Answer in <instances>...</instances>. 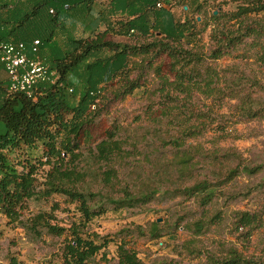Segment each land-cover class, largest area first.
I'll use <instances>...</instances> for the list:
<instances>
[{
  "label": "trees",
  "instance_id": "1",
  "mask_svg": "<svg viewBox=\"0 0 264 264\" xmlns=\"http://www.w3.org/2000/svg\"><path fill=\"white\" fill-rule=\"evenodd\" d=\"M231 1L232 9H221L228 0H212L218 7L213 13L207 10V0H0V44L22 41L28 45L38 39L39 51L31 56L42 58L52 73L51 80L38 84L33 97H27L8 90L7 74L0 65V122L5 127L0 133V215L14 223L29 200L63 195L74 205L77 219L62 226L53 223L51 214L38 212L26 220L27 229L35 235L44 229L63 236L62 264H98L94 258L102 250L101 258H105L108 241L99 242V234L88 230L89 223L108 210L146 204L158 188L135 189L127 181L123 170L137 147H129L132 143L118 137L116 130L94 147H86L85 154L78 139L81 133L87 134L84 126L105 91L110 90L115 99L132 94L142 86L144 67L153 68L159 77L155 90L159 103L154 106L160 114L154 120L159 123L166 118V122L164 135L155 136L172 155L159 174L166 182L179 183L175 192L194 196L204 206L223 194L220 188L237 175L263 170L264 163L228 166L231 158L238 157L233 149L220 154L214 149L206 156L202 147L189 143L216 121L193 113L188 104L194 94L214 102L236 99L233 108L240 121L264 118V82L233 75L231 67L211 65L242 45L253 49L255 61L264 65V0ZM201 14L204 19L198 22ZM207 27L208 42L201 44ZM114 34L125 40L106 39ZM135 57L140 61L132 62ZM163 57L169 60L172 76L159 74V66L153 67ZM135 69L139 74L132 78ZM221 123L217 132L226 139L231 135L219 127ZM198 155L209 157L208 165L216 168L200 178L194 172ZM262 186L264 181L258 188ZM262 215L234 212L236 229L247 228L249 237L261 225ZM204 225L197 220L185 227L199 234ZM148 234L159 237L156 222ZM116 252L117 264H145L123 241ZM5 264L23 263L10 257ZM205 264H264V250L245 255L230 248L218 256L207 255Z\"/></svg>",
  "mask_w": 264,
  "mask_h": 264
},
{
  "label": "rangeland",
  "instance_id": "2",
  "mask_svg": "<svg viewBox=\"0 0 264 264\" xmlns=\"http://www.w3.org/2000/svg\"><path fill=\"white\" fill-rule=\"evenodd\" d=\"M213 5L212 0H207V10L217 13L218 7ZM233 7V2L228 0L227 5L221 9ZM183 10H187V6ZM175 14H181L180 8L175 10ZM197 17L198 22L204 19L203 14ZM209 31L210 27H207L201 35V44L208 42ZM106 39L118 42L125 40L117 34L107 35ZM253 53V49L242 45L232 55L217 59L211 65L231 67L235 71L233 75L242 74L246 79L256 78L264 82V65L255 61ZM138 61L140 57L132 59V62ZM154 62L153 67L159 66V74L172 76L168 58L163 57L161 61L156 59ZM143 72L140 80L142 86L132 94L115 99L110 90L105 91V97L98 103L95 114L92 113L89 123L84 126L87 134L79 135V144L85 154L86 147H94L98 141L116 130L118 137L126 138L132 143L133 146L129 147H137V152L123 170L124 176L128 177L127 181L132 182L135 189L158 188L146 204L116 211L108 210L89 223L88 230L99 234V242L103 239L108 241L104 250L105 258H101L102 250L95 256V261L98 264H117L116 250L121 241L126 247L133 249L145 264H205L207 255L218 256L230 248L245 255L259 254L264 250V186L258 188V185L264 181V169L254 175H237L220 188L223 194L220 192L204 206L199 205L194 196L175 192L179 183L169 180L166 182L159 174L166 164L165 160L172 158L170 150L163 149L161 141L155 136L156 133L163 134L166 122V118H161L159 123L154 120L160 114L154 106L159 103V96L155 91L159 77L150 67H144ZM138 74L139 69H135L131 77ZM190 101L188 106H191L193 113L216 118L203 136L189 141L192 147H202V153L206 156L207 152L214 149H218L219 154L226 149L235 150L238 157L231 158L227 162L228 166H234L238 162L242 165L264 163V118L238 120L233 108L236 99L225 98L221 102H214L210 98L194 94ZM219 113L223 117L220 118L217 115ZM218 121L222 122L219 127L225 128L224 132L230 134V137L219 138L222 134L217 132ZM4 131V124L0 122V133ZM84 159L83 157V162ZM196 160L199 162L194 172L198 173L199 178L209 175L210 170L215 168L208 165L209 157L202 158L198 155ZM41 173L42 171L40 175ZM38 180L41 182L42 178L39 176ZM93 188L95 189V185ZM231 194L238 196L230 199ZM236 211L263 214L261 225L252 230L249 237L247 228L236 229ZM38 212L51 214L54 217L53 223L62 226H68L78 215L74 205L60 194H53L42 201L29 200L19 220L14 223H8L0 215V264L7 263L10 257H15L23 264H62L60 248L63 236L50 235L44 229H40V235H35L27 229L26 220ZM158 218L161 221H157ZM197 220H202L205 224L199 234L185 227ZM152 222L157 224L158 238L149 237L148 230Z\"/></svg>",
  "mask_w": 264,
  "mask_h": 264
},
{
  "label": "built area",
  "instance_id": "3",
  "mask_svg": "<svg viewBox=\"0 0 264 264\" xmlns=\"http://www.w3.org/2000/svg\"><path fill=\"white\" fill-rule=\"evenodd\" d=\"M40 42L34 39L30 44L24 42H3L0 44V65L7 74V87L11 92H21L33 97L35 87L51 80L46 62L36 55Z\"/></svg>",
  "mask_w": 264,
  "mask_h": 264
},
{
  "label": "water",
  "instance_id": "4",
  "mask_svg": "<svg viewBox=\"0 0 264 264\" xmlns=\"http://www.w3.org/2000/svg\"><path fill=\"white\" fill-rule=\"evenodd\" d=\"M184 8H186V6H184ZM197 19L199 20V17H197ZM157 221H161V219H160V218H158V219H157Z\"/></svg>",
  "mask_w": 264,
  "mask_h": 264
}]
</instances>
